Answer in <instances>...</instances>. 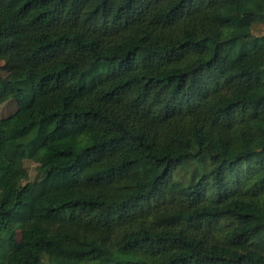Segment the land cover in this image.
<instances>
[{"label": "trees", "instance_id": "16d2710c", "mask_svg": "<svg viewBox=\"0 0 264 264\" xmlns=\"http://www.w3.org/2000/svg\"><path fill=\"white\" fill-rule=\"evenodd\" d=\"M259 25L264 0H0V264H264Z\"/></svg>", "mask_w": 264, "mask_h": 264}, {"label": "rangeland", "instance_id": "374dc122", "mask_svg": "<svg viewBox=\"0 0 264 264\" xmlns=\"http://www.w3.org/2000/svg\"><path fill=\"white\" fill-rule=\"evenodd\" d=\"M257 34L264 33V25H259L257 31ZM71 56L74 57V55L70 51H61L56 54V58L64 57V56ZM10 73V67L6 61V59L2 56H0V80L3 81L8 74ZM19 107V104L16 100L10 98L9 96H5L0 99V119H6L12 114H14ZM31 178L34 177V167L32 166L30 168ZM178 172H174V178L179 179L180 175H177ZM253 234L255 236H259L264 234V226L259 225L256 223H253Z\"/></svg>", "mask_w": 264, "mask_h": 264}]
</instances>
